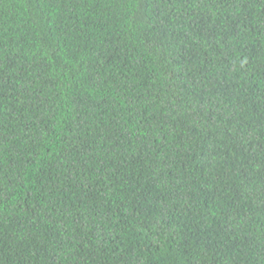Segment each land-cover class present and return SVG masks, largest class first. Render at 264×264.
I'll use <instances>...</instances> for the list:
<instances>
[{"label":"trees","instance_id":"1","mask_svg":"<svg viewBox=\"0 0 264 264\" xmlns=\"http://www.w3.org/2000/svg\"><path fill=\"white\" fill-rule=\"evenodd\" d=\"M0 264H264V0H0Z\"/></svg>","mask_w":264,"mask_h":264}]
</instances>
